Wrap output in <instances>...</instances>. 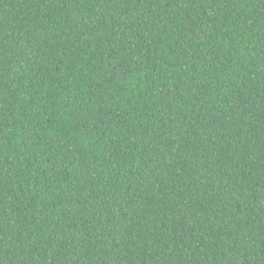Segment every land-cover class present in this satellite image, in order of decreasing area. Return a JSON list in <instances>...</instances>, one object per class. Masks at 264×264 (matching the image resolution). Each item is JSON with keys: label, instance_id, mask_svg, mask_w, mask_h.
Wrapping results in <instances>:
<instances>
[{"label": "trees", "instance_id": "trees-1", "mask_svg": "<svg viewBox=\"0 0 264 264\" xmlns=\"http://www.w3.org/2000/svg\"><path fill=\"white\" fill-rule=\"evenodd\" d=\"M0 264H264V0H0Z\"/></svg>", "mask_w": 264, "mask_h": 264}]
</instances>
